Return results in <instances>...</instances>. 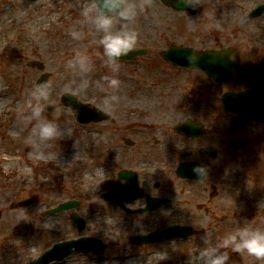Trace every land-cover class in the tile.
<instances>
[{
	"label": "rangeland",
	"instance_id": "1",
	"mask_svg": "<svg viewBox=\"0 0 264 264\" xmlns=\"http://www.w3.org/2000/svg\"><path fill=\"white\" fill-rule=\"evenodd\" d=\"M138 1L131 0L137 6L134 23H140L131 27L138 32V42H142V45H152L161 33L167 36L170 28L171 39L174 38L172 33L176 32L177 35H187V43L192 40L194 45L199 40L206 41L207 46L215 48L211 40L227 35L232 26L222 13L227 6L221 3L231 0H200L204 14L200 21L197 23L187 19V22H180L173 18L172 21L177 24L175 29L170 27L171 17L158 16L152 9L142 13ZM234 1L238 2L233 6L238 14L264 2ZM90 3L91 0H0V91L5 95V99L0 101V264H29L50 249L52 244L79 237L100 239L107 245L105 253L102 256L76 255L58 264L188 263L189 257L204 246L201 236L206 233L210 243L221 240L228 233H220L222 225L224 227L226 221L234 217L224 220L219 217L217 220L216 215L195 216L196 234L188 241H166L145 249L132 246L127 237L146 233L150 228L148 219L128 217L120 220L111 216L99 196L105 190L106 182L89 168V159L95 160L105 154L104 147L109 143V138L102 135L98 126L79 125L75 114L60 102L61 96L68 93L79 101L101 107L103 97L111 91L103 79L106 74L100 71L104 69V61L99 53L103 49L99 44L102 33L81 14L82 9ZM159 18L165 22L161 33L158 26L160 23L163 25V21ZM144 19L147 20L145 25ZM235 21H239V24ZM235 21L229 38L242 43L248 41L255 49L253 55L263 56L260 59L264 60V19L249 23L239 17ZM234 27L239 36L234 34ZM72 31L79 32L80 38L74 39L70 35ZM154 33L158 35L153 36ZM77 54H86L91 58L90 71L81 73L68 67V61ZM32 61L41 62L43 69L29 67L27 64ZM105 70L108 75H116L121 82L116 93L120 98L117 104L142 97L150 101L158 89L145 80L150 74L142 73L141 76L126 69H118L116 73H112L111 69ZM38 74L46 77L43 83L34 80ZM260 75L264 78V73L254 76ZM82 81H86V87H81ZM149 81L169 83L166 84L168 92L160 87V92L169 95L167 102L184 97L185 79L155 74ZM21 82L53 89L44 101L42 115L54 120L58 129L66 130V134L48 141H40L31 134V123L21 119V115L27 111L29 100L28 96L22 101L18 98V91L23 89ZM205 82L200 75H187L189 86L201 87ZM117 104L114 107H119ZM47 106H54L55 110L49 113L45 110ZM222 127L225 134L237 141L247 140L243 139L249 135L245 131L239 132L242 140H238V128L234 121L224 119ZM107 130H111L110 126ZM251 132L259 135V131ZM65 149L74 153L71 160L62 155ZM240 152L234 167L235 186L232 183L234 189L227 196L229 198L234 194L240 200V206L246 200H251L257 209L249 212L248 217L242 216L243 219L237 216V223L244 224L253 218H256L255 223H259V205L264 204V161L252 159L248 151ZM59 159L66 160L62 162ZM75 199L80 202L74 212L85 222L83 231H78L73 225L71 211L44 215L45 211ZM27 200L30 201L28 206L19 207V203ZM218 221L219 226L216 224ZM185 223V218L175 219V224ZM230 264H264V259H256L244 252H233Z\"/></svg>",
	"mask_w": 264,
	"mask_h": 264
},
{
	"label": "flooded vegetation",
	"instance_id": "2",
	"mask_svg": "<svg viewBox=\"0 0 264 264\" xmlns=\"http://www.w3.org/2000/svg\"><path fill=\"white\" fill-rule=\"evenodd\" d=\"M225 10L222 13L230 22L225 23L232 25V29L236 12L232 11L233 8ZM201 16V10L197 6L194 14H186V18L197 23ZM233 32L239 36L236 27ZM229 35L218 36L210 43L215 46L214 49L230 55L239 64L231 82L235 85L234 89L249 88L258 79L254 75L264 72V60L260 59L263 56H254L255 49L248 41H232ZM198 43L204 51L209 50L208 47L213 49L212 46H207L206 41ZM154 44L155 49L146 45L152 49L144 56L136 57L133 60L135 67L130 70L148 71L162 67L165 72L176 74L178 79H185L184 97L175 102L154 100L125 104L131 112L128 113L127 109L121 115L112 112L113 118L101 123L114 127L113 130H107L110 133V144L103 164L106 191L110 192L117 182L127 189L133 180L143 191L141 198L118 206L106 201L107 209L109 212L114 211L120 218L144 216L159 221L161 217L169 219L182 216L187 218V223L191 221L194 210L205 214L214 211L229 218L245 207L243 212L248 215L255 208L251 200H246L240 206V200L234 194L229 198L228 196L230 190L234 189L232 183L235 186L234 167L240 151L246 150L252 156L262 153L264 161V125H256L242 115H224L219 99L222 87L213 83L210 87H191L187 84V66H174L161 57L162 51L170 47H187V35L184 38L175 35L172 39L155 40ZM190 45L194 46L192 43ZM224 118H232L236 124L258 129L259 135L251 137L245 143H239L233 137L223 134ZM182 122L186 125L184 135L175 132V127ZM180 165L184 169V178L176 175ZM197 165L208 168L205 183L188 178ZM122 171L126 175L119 180V173ZM150 199L164 202L154 210L143 212L146 207L153 205L149 202ZM225 225L228 228L234 226L233 220L226 221Z\"/></svg>",
	"mask_w": 264,
	"mask_h": 264
},
{
	"label": "clouds",
	"instance_id": "3",
	"mask_svg": "<svg viewBox=\"0 0 264 264\" xmlns=\"http://www.w3.org/2000/svg\"><path fill=\"white\" fill-rule=\"evenodd\" d=\"M81 14L98 32L102 33L99 44L103 47L104 63L112 73H116L120 58L127 56L137 47L139 35L134 27L122 26L116 30L114 24L119 20L124 25H131L137 15V6L131 0H91V3L82 9ZM70 35L74 39H79L81 36L77 31H72ZM184 56L189 63H192L196 59V51L186 52ZM68 67L86 73L91 70V58L86 54H77L68 61ZM103 79L107 81V88L111 90L103 97V108L105 111H110L120 99L116 93L121 82L116 75H105ZM81 87H86V81H82ZM29 96L27 111L21 115V119L31 123V134L40 141L55 138L59 132L56 122L42 115L49 89L37 85ZM193 171L198 183L207 181L206 166L197 165ZM259 216L261 218L259 223H255L256 218H253L247 223L237 224L215 243H210L207 234L204 233L201 236L204 246L189 257V264H230L233 252H244L256 259H264V215L259 213Z\"/></svg>",
	"mask_w": 264,
	"mask_h": 264
},
{
	"label": "water",
	"instance_id": "4",
	"mask_svg": "<svg viewBox=\"0 0 264 264\" xmlns=\"http://www.w3.org/2000/svg\"><path fill=\"white\" fill-rule=\"evenodd\" d=\"M176 9H183V5L181 3H173L171 4ZM259 10L264 11V6H260ZM184 51V50H183ZM191 50L187 49V52H190ZM216 60L215 54H207L205 56H196V59L193 60L192 63H189L187 61V66L189 64H192L193 66H197L199 68H202L205 70L206 74L213 79L215 82L222 81L217 78V76L225 75L226 73L221 72V67L224 66V68L228 71H230V67L228 62L218 64H212L210 66V63L214 62ZM62 101L69 105L72 109L77 111V120L80 122H87L89 121V109L86 106L79 105L77 102L71 97V96H64L62 98ZM223 106L226 111L228 112H235L238 108L241 106L248 108L249 111H246L245 114H247L250 118L255 119L257 121L264 122V82L256 86L255 88L248 90L246 92L238 93V94H227L223 96L222 99ZM257 107H263V110L261 112H256ZM255 114H259L255 115ZM93 116L92 112L90 114V118ZM95 120H100L101 117H95ZM113 200L116 201L115 194L112 195ZM24 205V203L20 204V206ZM77 205V203H66L58 207L55 211L50 212L51 214L55 213L56 211H63L70 208H73ZM72 217L74 218L76 225L79 230H82L84 227L83 221L77 217V215L73 214ZM170 234H166L165 236H180L183 234L180 230H170ZM141 241H136V243H139ZM105 246L97 239L93 238H81L78 240L73 241H66L63 243H59L46 253H44L42 256H40L36 261H34L31 264H50L51 262L62 260L66 257H68L71 254L74 253H88L90 251L94 253L101 254L104 250Z\"/></svg>",
	"mask_w": 264,
	"mask_h": 264
},
{
	"label": "bare ground",
	"instance_id": "5",
	"mask_svg": "<svg viewBox=\"0 0 264 264\" xmlns=\"http://www.w3.org/2000/svg\"><path fill=\"white\" fill-rule=\"evenodd\" d=\"M32 73V72H31ZM27 79V78H26ZM35 79V78H34ZM26 80H24V82H25ZM1 86V85H0ZM20 87H22L23 89L22 90H19L18 91V98H19V100L20 101H22L23 99H24V97H29V99H30V96H29V93L36 87V86H33L32 84H31V82H29V83H23V82H21L20 83ZM46 87V86H45ZM52 91H53V89L52 88H50V90H49V95L52 93ZM3 99H5V95H3L2 94V91H0V101H3ZM64 134H66V130H64V129H60L59 130V132H58V135H64ZM62 155L64 156V157H66V159H67V157L69 158V160H71L72 158H73V156H74V153L73 152H68L66 149L65 150H63L62 151ZM66 159H64V160H62V159H59L60 161H65ZM101 174V172H99V175Z\"/></svg>",
	"mask_w": 264,
	"mask_h": 264
}]
</instances>
